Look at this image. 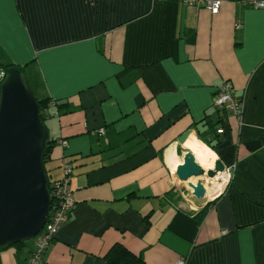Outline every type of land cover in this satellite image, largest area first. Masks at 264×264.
<instances>
[{
    "label": "crops",
    "instance_id": "1",
    "mask_svg": "<svg viewBox=\"0 0 264 264\" xmlns=\"http://www.w3.org/2000/svg\"><path fill=\"white\" fill-rule=\"evenodd\" d=\"M222 1L212 15L178 0H0V72L23 67L37 99L73 109L46 122L79 190L43 264H105L117 244L145 264H264V9ZM227 85L242 125L214 106ZM209 121L224 130L216 150L194 128L212 139ZM191 133L232 171L201 223L205 206L163 187Z\"/></svg>",
    "mask_w": 264,
    "mask_h": 264
},
{
    "label": "water",
    "instance_id": "2",
    "mask_svg": "<svg viewBox=\"0 0 264 264\" xmlns=\"http://www.w3.org/2000/svg\"><path fill=\"white\" fill-rule=\"evenodd\" d=\"M47 138L27 76L10 71L0 92V249L33 240L47 224L52 203L42 162ZM177 173L182 182L175 186L189 201L212 203L201 180H188L205 175L201 166L182 164Z\"/></svg>",
    "mask_w": 264,
    "mask_h": 264
},
{
    "label": "trees",
    "instance_id": "3",
    "mask_svg": "<svg viewBox=\"0 0 264 264\" xmlns=\"http://www.w3.org/2000/svg\"><path fill=\"white\" fill-rule=\"evenodd\" d=\"M2 69H3V72L5 74H8L10 71H12L14 69H18L22 74H25V69L23 67H21V66L15 65V64L4 65L2 67ZM0 92H1V82H0ZM231 92L233 94V97L237 100V102L241 106H243L242 98L238 97L235 94V90H234V88L232 86H231ZM37 103H38V106L40 108V119H41V122H42L43 126L46 128L47 132L49 130L47 125H46V122H47L48 119H50L52 117H60V116H63V115H66V114H70V113L73 112V109L68 104V102L61 103L59 101H54L52 99H48L47 98V99H44V100L37 99ZM220 111L228 112L226 110H220ZM203 123L204 122H202L201 124H196L194 126V128L198 132L199 139L201 141H203L212 150H216L217 145L220 144V138L224 134V130H222L223 131L222 133H219V130L223 129L222 127H220V126L218 127L217 124L216 125H212L210 123V121L207 122L206 126L208 127V130L211 132V134L213 136L212 139H207V138H204V136H203L205 134V132H204L205 125H202ZM63 143L68 145V140L55 141L53 139H50L49 134H48V138H47V141H46V148H45V151H44L43 157H42V162H43V165L45 167V170H46V173H47V177H48V190H49V193H50V196H51V200L53 201L52 205H54V192H55L56 185L59 182L64 181V179H65V174L60 179L59 178V174H55V172H56L55 170L60 169V167H61V168H63V172H64V164L70 165L72 170H73V167H72L71 163L67 162L66 158H63L64 162H63V165L61 164V166H59V164H57L53 160V152H54L55 148L57 146H62L61 144H63ZM72 175L74 177L78 178L77 176H75L73 174V172H72ZM182 197L183 196H179V198H174L171 192H169V193H167V195H165V198H167L169 201H171V202L173 201L175 203H179L183 199ZM220 198L221 197L216 199L214 202L209 203L205 208H203V210H201L200 212L195 214V218L194 219L201 223L203 221V219L205 218V216H206L207 212L209 211V209L212 208L213 206H215L217 204V201ZM76 208H77V202H76L75 209ZM75 209L73 211H70L67 214V222H66V224L69 222V220H70L73 212L75 211ZM187 215L194 216V214L193 215L192 214H187ZM151 217H152V215L150 214L144 219V223L146 224L148 229H149V227L151 225V222H150ZM54 242H55V240L52 242V244ZM12 249L17 254L21 253V252L25 253V251H27V243L18 242V243L6 246V247L0 249V255L4 251H9V250H12ZM48 250H47V252H48ZM34 254H35V245H34V249L29 254V259L28 260H30V258ZM44 257H43V260H44ZM104 260H105V264H145V261H144V259L142 257L134 255L127 248H125L123 245H120V244H117V245L113 246L110 249V251L107 253V255L105 256Z\"/></svg>",
    "mask_w": 264,
    "mask_h": 264
},
{
    "label": "built area",
    "instance_id": "4",
    "mask_svg": "<svg viewBox=\"0 0 264 264\" xmlns=\"http://www.w3.org/2000/svg\"><path fill=\"white\" fill-rule=\"evenodd\" d=\"M178 1L182 2L187 7L204 8L212 15H218L223 4L222 0ZM242 4L257 10L264 9V0H244ZM5 76L6 75L4 72H0V81H2ZM213 103L215 108L218 110H226L236 115L240 124L242 125L243 106H241L233 97L231 86L227 85L221 88L213 98ZM222 130L223 129H220L219 133H222ZM99 133L103 134L104 131L101 130ZM61 145L63 149H67L68 147V145L64 143ZM226 169L228 178L230 174L231 179L232 171L229 168ZM64 174V181H61L56 185L54 192V205L51 203V211L47 224L41 233L34 238L35 254L30 258L28 264H43V257L67 222V214L75 209V194L79 190V180L72 175V168L70 165L64 164Z\"/></svg>",
    "mask_w": 264,
    "mask_h": 264
},
{
    "label": "bare ground",
    "instance_id": "5",
    "mask_svg": "<svg viewBox=\"0 0 264 264\" xmlns=\"http://www.w3.org/2000/svg\"><path fill=\"white\" fill-rule=\"evenodd\" d=\"M183 146L186 149L184 155V162L176 160L175 158H168V165L170 167V176L163 183L164 188H169L174 184H180L182 180L178 176V168L183 164L191 168H197L201 166L205 170V175L200 179L196 175H192L188 180L197 181L204 180V185L206 190V196L208 200H213L222 196L224 190L219 188L222 181L216 180L215 177L219 174L223 178L228 179V173L226 167L219 163L215 153L209 149L205 144L196 138V136L191 133L186 136L183 141ZM214 160V167H208L207 164ZM219 196V197H218ZM218 197V198H216ZM216 198V199H215ZM34 241V239H33Z\"/></svg>",
    "mask_w": 264,
    "mask_h": 264
},
{
    "label": "rangeland",
    "instance_id": "6",
    "mask_svg": "<svg viewBox=\"0 0 264 264\" xmlns=\"http://www.w3.org/2000/svg\"><path fill=\"white\" fill-rule=\"evenodd\" d=\"M50 123H55L56 122V119H52V120H50L49 121ZM49 123V124H50ZM59 170L60 169H57V170H55L56 172H55V174H59ZM203 183H204V180L202 181ZM205 184V183H204ZM205 186V185H204ZM174 188H177L176 186L174 187ZM178 189V188H177ZM184 196H187V195H184ZM197 206V205H196ZM32 242H33V240H30V241H28V242H26L27 243V245L28 246H31L32 245ZM11 251V250H10ZM10 251H4L2 254H1V258H7V257H10V262L9 263H11L14 259H15V257H14V255H12L13 253H12V251L10 252ZM16 257L19 259V258H21V259H25V253L24 252H21V253H19V254H17L16 255Z\"/></svg>",
    "mask_w": 264,
    "mask_h": 264
},
{
    "label": "clouds",
    "instance_id": "7",
    "mask_svg": "<svg viewBox=\"0 0 264 264\" xmlns=\"http://www.w3.org/2000/svg\"><path fill=\"white\" fill-rule=\"evenodd\" d=\"M2 72H3V71H2ZM5 75H7V74H5ZM5 77H6V76H5ZM4 79H5V78H4ZM4 79H3V80H4ZM3 80H2V81H3ZM2 81H0V82H2ZM217 159H218V157H217ZM207 166L210 167V168H211V167H214V160H213L212 162L208 163ZM215 179H216V180H219V181H222V182L220 183V185H219V188H220V189H223V188L227 185V183L229 182L230 174H229V178H228V179L223 178V176H221V175H219V174L215 177Z\"/></svg>",
    "mask_w": 264,
    "mask_h": 264
}]
</instances>
